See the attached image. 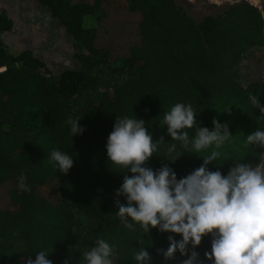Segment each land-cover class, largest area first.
Listing matches in <instances>:
<instances>
[{
  "label": "trees",
  "instance_id": "16d2710c",
  "mask_svg": "<svg viewBox=\"0 0 264 264\" xmlns=\"http://www.w3.org/2000/svg\"><path fill=\"white\" fill-rule=\"evenodd\" d=\"M47 8L74 42L77 69L54 75L47 64L28 49L13 55L0 38V264L8 260L26 262L36 251L49 255L76 253L81 243L91 246L97 236L117 246L116 264H135L130 256L144 246L151 264H179L156 257L169 246L168 236L180 235L137 225L123 228L114 217L115 200L123 169L110 163L106 140L116 118L133 116L145 121L153 139L164 137L158 153L147 161L153 169L167 163L187 175L203 158L182 152L168 161L165 150L170 140L162 124L164 112L177 102L191 104L198 112L197 126L212 128L213 117L229 126L232 138L220 151L226 154L212 171L226 174L232 160L255 163L262 149L246 147L245 135L264 128V116L252 108L249 95H258L264 106V83L241 84L236 67L252 46L264 43L262 19L248 3H235L218 14L195 19L179 0H37ZM125 3L123 12L117 7ZM91 15L93 27H85ZM12 28V20L0 12V34ZM109 70L117 78L113 97L100 100L89 120L80 119L83 134L71 137L69 118L73 100L93 70ZM107 73V72H105ZM220 111V112H218ZM9 117L6 124L4 119ZM190 135L194 129H188ZM53 149L73 155L67 174L60 173L50 159ZM208 154L207 150L200 155ZM171 158V157H170ZM227 159V160H225ZM225 160V161H224ZM22 173L33 181L55 178L61 191L59 205L48 198L20 191L14 175ZM15 206V209H11ZM205 235L194 250L200 255L211 248ZM191 250V246H189ZM77 264V262L75 263Z\"/></svg>",
  "mask_w": 264,
  "mask_h": 264
},
{
  "label": "clouds",
  "instance_id": "9594fccd",
  "mask_svg": "<svg viewBox=\"0 0 264 264\" xmlns=\"http://www.w3.org/2000/svg\"><path fill=\"white\" fill-rule=\"evenodd\" d=\"M258 95H249L250 106L264 114ZM220 112V111H218ZM198 112L191 104L177 102L164 112L161 127L166 126L170 140L179 142L167 145L168 161H175L182 152L194 153L203 158L201 165L186 176L177 178L167 163L153 169L147 161L158 153L164 137L153 139L145 121L133 116L116 118L108 134L105 148L110 163L123 169L122 183L115 190L125 203L115 200L118 209L114 217L124 229L134 232L137 225L147 234L150 228L180 235L177 240L169 235V246L161 250L164 260H174L179 252V264H202L194 250L205 235H211V251L204 256L212 264H264V152L257 162L232 160L226 174L212 171L208 165L226 156L220 151L233 134L226 122L212 119V128L197 126ZM264 118V116L260 117ZM79 119L69 118L71 137L83 134ZM188 129H194L190 135ZM244 144L254 149H264V128L245 135ZM207 150L208 154L200 155ZM171 157V158H170ZM50 159L60 173L67 174L74 164L73 155L65 150L53 149ZM227 160V159H225ZM224 160V161H225ZM27 177L18 178L19 187L29 190ZM191 246V250L189 248ZM51 251H36L35 259L26 264H53L47 256ZM135 264H151V257L144 246L136 247L130 254ZM119 259L117 246L99 236L91 246L81 251L77 264H116ZM63 264H70L65 259Z\"/></svg>",
  "mask_w": 264,
  "mask_h": 264
},
{
  "label": "rangeland",
  "instance_id": "374dc122",
  "mask_svg": "<svg viewBox=\"0 0 264 264\" xmlns=\"http://www.w3.org/2000/svg\"><path fill=\"white\" fill-rule=\"evenodd\" d=\"M191 1V2H189ZM179 0L189 15L195 19H199L205 15H215L223 11L229 2L220 4H211L205 0ZM214 2L213 0H209ZM125 3L119 1L117 7L123 12ZM0 12L5 13L12 20V28L0 34L6 49L9 53L15 55L22 50L28 49L37 57L42 59L50 68L54 75H59L65 69H77L80 63L74 58L75 47L74 42L68 36L60 23L52 17L49 10L43 7L37 0H0ZM95 19L91 15H87L84 19L85 27H93ZM237 80L241 84H247L252 81L264 80V47L252 46L247 50L236 67ZM107 72V73H105ZM116 77L110 75L109 70L97 71L93 70L87 80L84 82L80 93L73 100L74 114L77 118L89 120L94 106L103 99L113 97L114 82ZM10 118L5 117L7 124ZM177 178L186 176L183 170L175 171ZM23 175L16 173L14 175L16 186L20 191L18 178ZM27 177V176H26ZM26 183L30 192L48 198L54 205H59L61 200V191L55 178H47L44 181H33L27 177ZM11 206V209H15ZM87 243H81L76 247L75 254H62L57 251L49 256L48 259L53 264H63L65 259L70 264L78 262L81 251L87 248ZM211 248L202 252L198 259L202 264H212V260L204 256L205 252H210ZM156 257L163 256L159 250ZM3 264H26L24 261L8 260Z\"/></svg>",
  "mask_w": 264,
  "mask_h": 264
},
{
  "label": "flooded vegetation",
  "instance_id": "af4514ba",
  "mask_svg": "<svg viewBox=\"0 0 264 264\" xmlns=\"http://www.w3.org/2000/svg\"><path fill=\"white\" fill-rule=\"evenodd\" d=\"M186 1H189V0H186ZM205 1L208 3H211V4H220V3L229 2V5H233L235 3H248V4L252 5L256 9V11L259 13V15L262 19V32L264 34V0H254V1H252V0H213L214 2H210L209 0H205ZM215 1H220V3H216ZM189 2H191V1H189ZM255 46H257L259 48L264 47V43L258 44ZM261 82L264 83V80ZM262 152H264V149H262Z\"/></svg>",
  "mask_w": 264,
  "mask_h": 264
},
{
  "label": "built area",
  "instance_id": "2783aa9c",
  "mask_svg": "<svg viewBox=\"0 0 264 264\" xmlns=\"http://www.w3.org/2000/svg\"><path fill=\"white\" fill-rule=\"evenodd\" d=\"M5 69V67H0V71H3Z\"/></svg>",
  "mask_w": 264,
  "mask_h": 264
},
{
  "label": "bare ground",
  "instance_id": "6f19581e",
  "mask_svg": "<svg viewBox=\"0 0 264 264\" xmlns=\"http://www.w3.org/2000/svg\"><path fill=\"white\" fill-rule=\"evenodd\" d=\"M252 1H254V0H252Z\"/></svg>",
  "mask_w": 264,
  "mask_h": 264
}]
</instances>
